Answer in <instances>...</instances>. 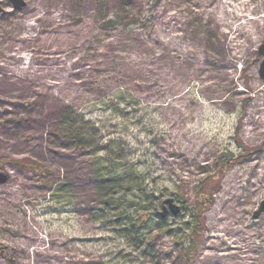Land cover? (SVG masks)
Listing matches in <instances>:
<instances>
[{"label":"rangeland","instance_id":"rangeland-1","mask_svg":"<svg viewBox=\"0 0 264 264\" xmlns=\"http://www.w3.org/2000/svg\"><path fill=\"white\" fill-rule=\"evenodd\" d=\"M22 1L0 0V264H264V0L237 20L222 10L242 0ZM119 89L147 126L119 130L103 107ZM65 106L98 126L115 117L102 142L120 136L148 189L180 206L150 252L94 219L91 156L52 138ZM49 180L67 190L53 197Z\"/></svg>","mask_w":264,"mask_h":264},{"label":"trees","instance_id":"trees-1","mask_svg":"<svg viewBox=\"0 0 264 264\" xmlns=\"http://www.w3.org/2000/svg\"><path fill=\"white\" fill-rule=\"evenodd\" d=\"M123 4L124 7L128 5L127 1H124ZM108 101L103 107L106 111L113 112L115 116L121 115L122 126L120 129L118 123H111L115 117L109 120L108 126H98L91 120H85L84 116L74 111L71 106H65L55 125V134L52 138L55 141L59 140L62 147L73 145L85 150L91 156L90 175L97 199V206L92 212L94 219L104 225L110 223L112 231L116 232L121 239L127 240L133 249L144 255L153 248V241L157 237L156 232H169L167 231L169 228L166 218H162L157 210L162 201L160 197L154 195V190L148 189L147 174L149 172L144 168V162L134 161L130 157L131 150L128 146H124L126 142L121 141L120 136L103 142L102 139L106 135L103 134V130L109 127H114V130L107 131V134L110 135L117 133L118 129L127 132L129 126H147L144 122L147 113L144 112L142 116V114L136 115V111L125 112L128 107L135 109L138 105L137 99L127 90H117ZM121 106L123 107L121 108ZM227 153L228 156L233 155L231 152ZM33 166L34 170L29 171H33L36 175L44 178L51 176V173L42 164L35 162ZM211 175V179L215 180L216 176ZM47 187L52 188L53 197L56 198L57 193L62 195L67 190L66 183L59 185L53 180L47 182ZM202 187V184L198 185L197 193L205 198L206 195L202 191ZM176 197L177 200L181 198L180 201L183 202L184 195L177 192ZM196 205H199V202ZM191 213L197 219L198 214L194 211ZM197 228V223H195L191 233L188 234L189 240L185 246L187 256L192 254L197 246L198 239L196 237L199 235Z\"/></svg>","mask_w":264,"mask_h":264},{"label":"water","instance_id":"water-1","mask_svg":"<svg viewBox=\"0 0 264 264\" xmlns=\"http://www.w3.org/2000/svg\"><path fill=\"white\" fill-rule=\"evenodd\" d=\"M13 4L14 9H21L24 6L22 0H10ZM258 55L262 56V60L259 65L258 74L260 79L264 80V44L259 46ZM22 169L33 168V166H27L25 164L15 162ZM9 178L8 172L0 169V185L7 182ZM168 213L172 216H177L180 213V206L174 202V199L167 197L162 202V209L159 212L161 217H165ZM262 214H264V198L259 202L258 207L254 209L252 213L253 219H258Z\"/></svg>","mask_w":264,"mask_h":264},{"label":"bare ground","instance_id":"bare-ground-1","mask_svg":"<svg viewBox=\"0 0 264 264\" xmlns=\"http://www.w3.org/2000/svg\"><path fill=\"white\" fill-rule=\"evenodd\" d=\"M230 1H231V0H227L226 3H228V5H231ZM249 1H250V0H249ZM249 1H248V0H242V1L239 3V5H240V7H239V13H236L234 9H229V10H228L227 8H223L222 13H223L224 16L232 17V18H234L235 20L239 19L240 16H241V17H244V15H246V14L244 13V11H246V10H251V9H252L251 6H248V2H249ZM239 27H241V24H236V25H235V28H239ZM243 30L246 31L247 33H250V31H248V30H246V29H244V28H243ZM13 56H14V58H16L15 55H13Z\"/></svg>","mask_w":264,"mask_h":264}]
</instances>
